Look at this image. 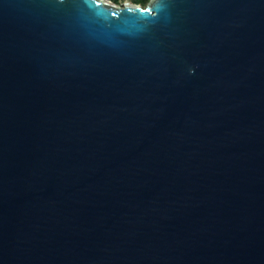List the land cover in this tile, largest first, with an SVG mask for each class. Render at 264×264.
<instances>
[{"label": "water", "instance_id": "95a60500", "mask_svg": "<svg viewBox=\"0 0 264 264\" xmlns=\"http://www.w3.org/2000/svg\"><path fill=\"white\" fill-rule=\"evenodd\" d=\"M0 264H264V0H0Z\"/></svg>", "mask_w": 264, "mask_h": 264}, {"label": "trees", "instance_id": "16d2710c", "mask_svg": "<svg viewBox=\"0 0 264 264\" xmlns=\"http://www.w3.org/2000/svg\"><path fill=\"white\" fill-rule=\"evenodd\" d=\"M112 1H114V2H116V3H120L122 0H112ZM132 1H134V2H136V3H145V2H147L148 0H132Z\"/></svg>", "mask_w": 264, "mask_h": 264}, {"label": "rangeland", "instance_id": "374dc122", "mask_svg": "<svg viewBox=\"0 0 264 264\" xmlns=\"http://www.w3.org/2000/svg\"><path fill=\"white\" fill-rule=\"evenodd\" d=\"M149 1H150V0H148V1L145 2V3H140V4H142V5H146ZM127 2H134V1H132V0H122L119 4H123V3H127ZM135 3H136V2H135Z\"/></svg>", "mask_w": 264, "mask_h": 264}, {"label": "snow or ice", "instance_id": "6c2138e0", "mask_svg": "<svg viewBox=\"0 0 264 264\" xmlns=\"http://www.w3.org/2000/svg\"><path fill=\"white\" fill-rule=\"evenodd\" d=\"M143 11H151V9H144Z\"/></svg>", "mask_w": 264, "mask_h": 264}]
</instances>
